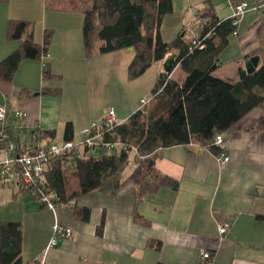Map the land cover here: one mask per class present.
Here are the masks:
<instances>
[{
	"label": "crops",
	"instance_id": "1",
	"mask_svg": "<svg viewBox=\"0 0 264 264\" xmlns=\"http://www.w3.org/2000/svg\"><path fill=\"white\" fill-rule=\"evenodd\" d=\"M242 1L259 0H172V12L161 20V37L170 43L181 36L189 43L207 21L201 17L205 10L225 19L231 6ZM9 20L29 22L33 41L49 54V77H43L40 59L30 58L18 63L11 81L0 80V104L8 111L5 124L21 145H27L34 129L53 130L54 140H63L66 122L77 139L82 128L108 109L126 120L140 98L150 96L164 73L165 58L177 55L171 49L130 78L133 47L86 54L81 11L49 9L46 0H0V61L20 44L6 37ZM236 31L218 53L212 72L230 82L238 81L237 69L250 56H258L256 67L264 64V9L244 13ZM170 75L184 74L175 65ZM18 111L25 114L21 120L15 119ZM260 114V108L251 109L224 134L225 163L194 142L158 150L156 168L177 180L175 190L160 187L136 203L134 185L127 179L132 165L117 175L114 193L95 190L55 210L7 189L4 204L9 207L0 221L21 223V256L31 264H203L201 251L211 253L209 264H264V221L256 218L264 215V133L254 129ZM135 211L145 222L134 219ZM220 223L229 224L223 235L217 230ZM55 225L70 228L72 236L49 248Z\"/></svg>",
	"mask_w": 264,
	"mask_h": 264
},
{
	"label": "trees",
	"instance_id": "2",
	"mask_svg": "<svg viewBox=\"0 0 264 264\" xmlns=\"http://www.w3.org/2000/svg\"><path fill=\"white\" fill-rule=\"evenodd\" d=\"M46 5L49 9L82 12L87 55L133 47L135 56L128 66L130 78L141 75L171 49L177 50L175 65L184 74L181 78L171 77L172 71L159 74L146 113L136 110L113 129L112 137L124 142L126 150L74 155V163L68 167L63 166L66 159L63 156L51 158L45 165L43 179L56 202L69 204L95 190L114 193L119 187L117 175L126 166L133 146L135 165L127 179L134 185L138 203L145 193L160 187L177 188L175 178L156 168L158 150L194 142L217 155L221 147L213 144L214 136L224 135L253 108L261 109L254 129L264 133V64L251 73L239 66V79L235 82L212 75L218 53L233 31L230 19H219L212 10H205L201 17L207 21L193 39L199 44L193 45V40L187 43L181 36L170 43L161 37V20L172 12V0H46ZM6 37L20 41L17 49L0 61V80L11 81L22 59H40L45 49L33 41L29 22L24 20H9ZM47 39L45 34L44 43ZM42 75L49 77L47 65ZM5 127L11 130L6 124ZM31 132L41 138L54 137L53 130ZM72 138V124L66 122L63 140ZM16 191L30 195L29 188L22 185ZM87 215L88 211L84 210L83 217ZM133 216L136 221L145 222L136 211ZM256 218L264 221L263 214ZM102 226L103 219L97 227L98 233ZM22 245L21 223L0 221V264H29L22 260Z\"/></svg>",
	"mask_w": 264,
	"mask_h": 264
},
{
	"label": "built area",
	"instance_id": "3",
	"mask_svg": "<svg viewBox=\"0 0 264 264\" xmlns=\"http://www.w3.org/2000/svg\"><path fill=\"white\" fill-rule=\"evenodd\" d=\"M232 13L228 17L233 27L232 34H237L236 26L238 18L247 11L260 12L264 9V0H259L254 4L242 1L233 4ZM194 10V8L192 9ZM193 45L199 44L196 40L192 41ZM49 58L47 52L41 55V67H46V60ZM150 97L140 98L137 110L146 113V106ZM7 108L0 104V183L9 181L16 189L22 185L29 188L30 195L44 208L55 210L63 207L64 203L56 202L50 193V188L45 184L43 172L45 165L51 158L63 156L64 158L73 157L74 155L85 156L88 154L103 152L105 154L113 151L126 150L127 145L116 137H112L113 129L125 122L119 120L112 109L105 110L99 121H91L88 126L80 130L79 140L69 139L62 140L60 143L55 142L54 138H41L37 134L29 131V144L21 145L15 139L12 129L5 127V119L7 116ZM25 114L23 112H15V119L21 120ZM17 129L23 127L18 124ZM225 140L224 135L216 134L213 138V144L221 147L217 154L220 163H225L228 156L222 148ZM119 147V150H118ZM135 152V147H131ZM130 150V151H131ZM229 228L228 223H220L217 225L219 234L223 235ZM72 236L70 228H63L55 225L53 235L49 241L48 247L52 248L56 245L58 239H67ZM200 258L203 264H209L211 253L201 251ZM31 264V263H29Z\"/></svg>",
	"mask_w": 264,
	"mask_h": 264
},
{
	"label": "rangeland",
	"instance_id": "4",
	"mask_svg": "<svg viewBox=\"0 0 264 264\" xmlns=\"http://www.w3.org/2000/svg\"><path fill=\"white\" fill-rule=\"evenodd\" d=\"M79 139H80V136H79V138H77L75 140H79ZM61 141H62L61 139L55 140V142H57V143H60ZM28 144H29V142H28ZM118 150H119V147H118ZM133 154H134V151L131 150L129 155H128V162L124 168V171H126V172L132 167V165L134 166ZM73 163H74V158L69 157V158L64 159L63 166L68 167V166L73 165ZM10 188L15 190L16 186L12 185L9 181H4L2 188H0V217L2 216L4 210L7 209V207H9V204H4V203L8 198V196L5 194L7 189H9V191L12 192ZM27 197H30V195Z\"/></svg>",
	"mask_w": 264,
	"mask_h": 264
},
{
	"label": "water",
	"instance_id": "5",
	"mask_svg": "<svg viewBox=\"0 0 264 264\" xmlns=\"http://www.w3.org/2000/svg\"><path fill=\"white\" fill-rule=\"evenodd\" d=\"M175 59L176 55L175 54H170L168 57L165 58L163 62V70L164 72H171L173 68L175 67ZM218 61V59H217ZM258 61V56L253 55L244 60V69L246 73H251L254 71Z\"/></svg>",
	"mask_w": 264,
	"mask_h": 264
}]
</instances>
